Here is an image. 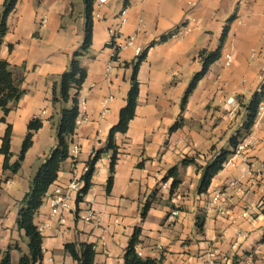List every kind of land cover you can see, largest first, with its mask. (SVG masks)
<instances>
[{"label": "crops", "instance_id": "1", "mask_svg": "<svg viewBox=\"0 0 264 264\" xmlns=\"http://www.w3.org/2000/svg\"><path fill=\"white\" fill-rule=\"evenodd\" d=\"M4 1L0 0V11ZM122 10L128 21L118 41L133 33L141 20L145 24L136 42L142 53L146 52L138 69L136 114L127 132L115 136L118 159L111 192H106L113 153L109 149L106 158L100 157L96 163L91 188L80 205L92 204L107 214L95 225L69 213L66 225L61 226L42 208L35 222L49 226L41 232V264H78L66 251L67 242L93 243L94 264H122L136 226H141L138 253L156 258L159 264H239L247 258L257 264V251L264 253V174L259 171L264 163V120L254 127L257 144L250 151V160L221 169L208 193L198 190L202 169L197 165H206L219 151L228 149V139L238 129L237 119L246 118L245 104L264 83V0H108L97 10L94 7L93 13L99 11L101 17L93 15V42L79 57L87 76L78 94L87 98L92 119L76 127L72 139L81 145V151L62 163L57 180L67 182L70 170L81 169L89 160L90 150L107 145L109 131L126 104L133 65L139 57L134 47L120 52L118 64L109 79L105 77L112 52L109 27L118 21ZM233 15L220 57L182 108L183 96L202 67L200 51L215 50L220 45L223 28ZM190 17L197 18L193 31L176 38L175 29ZM85 26V0H18L7 20L0 57L10 63L23 90L20 99L11 102L8 114L0 108V148L10 123L12 161L18 156L29 121H42L16 173L3 168L4 155L0 152V247L10 248L14 262L29 252L28 239L16 221L20 201L57 142L61 109L71 106V100H60L61 78L84 40ZM253 49L257 50L254 59L250 57ZM228 52L233 60L226 66ZM110 94L114 99L109 110L98 120L101 101ZM229 98H234L237 107L233 117ZM180 119L182 126L171 131ZM99 127L102 132L95 141ZM185 158L194 162L183 164ZM174 165L179 168L181 182L171 192L172 178L164 177ZM215 189L228 198L226 214L203 208ZM147 200L151 206L143 219ZM174 209L179 214L171 219ZM116 216L120 223L113 221Z\"/></svg>", "mask_w": 264, "mask_h": 264}, {"label": "trees", "instance_id": "2", "mask_svg": "<svg viewBox=\"0 0 264 264\" xmlns=\"http://www.w3.org/2000/svg\"><path fill=\"white\" fill-rule=\"evenodd\" d=\"M129 0H126V3ZM18 0H5L3 8L0 11V48L3 44L4 36L7 33V20L10 13L14 10ZM95 0H85L86 5V26L85 36L81 46L74 52L73 58L70 63V68L62 74L60 84V100L63 102H69L71 100L70 107H63L61 109V118L57 128V142L47 155L45 160L40 164L36 173L34 174L30 188L25 193L20 201V208L18 211L17 225L20 230H24V233L28 239V253L22 254L18 262H14L11 259L10 248L2 249L0 247V254L2 255L0 264H41L43 253V235L38 229V225L35 222L36 213L42 203L43 196L54 184L59 176L62 163L70 157V145L72 143V137L76 130V119L78 116L79 108V90L84 83L87 71L81 66L79 57L83 55L92 45L93 42V10ZM234 15L228 19V24L224 26L221 37L220 45L215 50L202 49L200 56L202 59V67L193 76L184 96L182 99V108L185 107L189 95L196 88L199 80L207 73L210 65L216 61L221 55V49L224 45L228 32L230 30V22L233 21ZM11 48V45H10ZM146 57V52L139 55L137 61L133 65V72L131 76V85L127 94L126 104L121 108L119 113L118 122L113 125L109 131V137L107 145L104 148H99L92 155L87 164L89 170L84 176V185L77 197V203L84 200V197L88 193L92 185L93 175L96 169V163L105 151L111 149L113 151L110 158V174L106 183V192L110 193L114 184V174L116 170V163L118 159V146L116 144L115 136L117 133H125L128 130L130 121L136 114V107L138 103V97L140 93V83L138 80V69L140 64ZM74 91V92H73ZM23 94V90L16 82L13 72L10 67V63L0 57V108L4 111V114H8L10 111L11 102L17 101ZM54 100H58V97L54 95ZM264 100V83L260 89L255 91L250 100L245 104L246 118L244 121V130L242 134H233L230 137V148L222 149L219 151L209 162L204 166L197 165L198 169H202V174L199 182V192H206L212 183L214 176L223 168V163L228 156L233 152V149L239 142V140L247 135L256 120L257 108L261 101ZM5 121V117H2ZM183 119L176 121L170 128L174 131L181 127ZM42 126L40 119H32L28 123V132L23 139L20 151L17 158L12 161L11 140H12V125L9 123L4 135L2 136V145L0 152L4 155L3 168L10 169L16 173L25 159L26 154L34 141V131L38 130ZM194 162V159H183V164ZM180 172L177 165L172 166L164 179L172 178L170 191L173 192L175 188L181 182L179 178ZM151 206V201L147 200L142 208V218L144 219ZM202 228V223L200 224ZM141 234V226H136L134 232L129 240L124 254V260L122 264H159L156 258L147 256H141L137 251V244L139 242V236ZM65 249L71 256L77 261L78 264H94L96 249L95 245L90 242H67Z\"/></svg>", "mask_w": 264, "mask_h": 264}, {"label": "built area", "instance_id": "3", "mask_svg": "<svg viewBox=\"0 0 264 264\" xmlns=\"http://www.w3.org/2000/svg\"><path fill=\"white\" fill-rule=\"evenodd\" d=\"M108 0H95L94 7L97 10V7L102 6L105 4ZM239 1H247V0H239ZM193 5L196 4V2H192ZM94 17H101V13L99 11H94L93 13ZM128 18L126 16V11L122 10L119 14L118 21L115 22L112 26L109 27V34H110V43L112 45V52L109 61L106 63L105 66V77L108 80L111 72L113 71L114 67L119 62V56L120 52L127 48V47H134L136 56H139L142 54L143 48L136 44L138 35L142 32V30L145 27V24L141 20L136 28V30L125 36L122 41H118V39L121 37L122 28L127 23ZM197 22L196 17H190L185 22L180 24L174 31V36L178 39L184 38L186 35L191 33L194 28V24ZM257 56V50L253 49L251 51L250 57L252 59L256 58ZM233 60V56L231 53L225 54V65L229 66L231 65ZM114 99V96L112 94L105 96L101 101V111L98 115V120H102L108 110L110 102ZM227 103L230 104V112L232 114V117L236 114V103L234 98H229L227 100ZM78 116L76 119V127H78L82 123L89 122L91 118V114L88 112L87 109V98L85 97H79L78 102ZM264 120V100L261 101L257 108V116L255 123L251 129V131L243 136L235 148L233 149V152L228 156V158L223 163V168L226 169L228 167H236L239 162H248L250 160V151L253 150L257 144V139L254 132V127H256L261 121ZM102 128L99 127L97 129V136L95 141H99L100 137L99 134H101ZM97 149L93 148L90 150V157L94 155L95 151ZM81 151V145L72 140V143L70 145V157L69 158H76L78 154ZM89 170V165L87 164V161L84 163L83 167L81 169L74 168L70 170V177L67 182H59L58 180L52 184L51 188L47 190L45 195L43 196L42 203L36 213V215L40 212L42 208H46L49 212V214L52 217H56L59 221V224L61 226L66 225L67 223V216L69 213H73L76 215L77 218L92 223L95 225L100 224L106 214L107 211H102L96 209L92 204H85L83 207L80 205L82 204L81 201L77 203V197L80 194V191L84 185V176ZM259 171L261 175L264 174V163L261 164L259 167ZM248 173H251L249 171ZM242 178V177H241ZM204 208L206 211L215 210L219 212L220 214H226L229 208V201L227 196L222 190L215 189L209 193V197L205 202ZM179 214L178 209H174L171 211L170 218L175 219L176 216ZM115 223H120L121 218L115 217L113 220ZM49 224L47 222L39 223L38 229L40 232L44 231ZM108 227H104V230H108ZM137 248V246H136ZM259 254V257L257 259V264H264V253L261 251H257ZM239 264H253V261L251 258H247L239 262Z\"/></svg>", "mask_w": 264, "mask_h": 264}, {"label": "rangeland", "instance_id": "4", "mask_svg": "<svg viewBox=\"0 0 264 264\" xmlns=\"http://www.w3.org/2000/svg\"><path fill=\"white\" fill-rule=\"evenodd\" d=\"M244 118H243V116H241V117H239L238 119H237V123H235L236 125H237V127H238V129L237 130H235V134H242L243 132H245V130H244ZM233 135V134H232ZM231 135V136H232ZM230 136V137H231ZM230 137H229V139H228V141H230ZM229 144H230V142H229ZM228 148H230V146L228 147ZM108 154H107V152H104L103 154H102V156H101V158L103 157V158H106V156H107ZM30 169V168H29ZM9 174H10V176L11 175H13V172H11V171H9ZM209 189H210V187L208 188V190L206 191V193H208L209 192ZM206 193H205V195H206ZM204 205H205V203H204ZM204 208V207H203ZM201 214H203V212H201ZM14 232H15V228H13V235H14ZM1 257H2V255L0 254V260H1Z\"/></svg>", "mask_w": 264, "mask_h": 264}]
</instances>
